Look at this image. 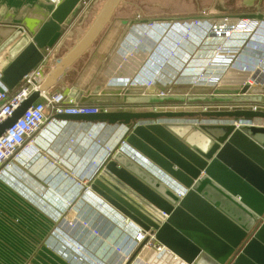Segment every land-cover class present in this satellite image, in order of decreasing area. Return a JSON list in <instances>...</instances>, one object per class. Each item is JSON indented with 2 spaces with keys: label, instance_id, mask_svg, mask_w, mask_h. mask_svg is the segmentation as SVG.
Returning <instances> with one entry per match:
<instances>
[{
  "label": "water",
  "instance_id": "obj_1",
  "mask_svg": "<svg viewBox=\"0 0 264 264\" xmlns=\"http://www.w3.org/2000/svg\"><path fill=\"white\" fill-rule=\"evenodd\" d=\"M122 1L102 3L82 37L56 62L39 90L0 123V135L37 99L40 90L57 83L94 43ZM213 1L231 11L264 10V0ZM83 2L62 0L52 9L47 20L2 68L0 81L7 90L12 91L43 59L42 51L56 33L72 22ZM236 16L264 20V13L260 12ZM121 22L124 24L125 20ZM93 59L81 79L69 89L76 100L86 91L98 69L101 59ZM244 83L236 94L256 93L260 98L213 103L204 109L187 111L138 112L118 108L57 117L121 124L125 127L126 145L156 174L161 173L167 181H176L184 187L183 195L178 196L158 176L134 163L118 148L106 156L90 182V188L107 200L113 210L150 230L158 243L183 262L264 264V124L240 122V119L264 118V86ZM192 114L211 121L197 124L157 121L163 116L179 118ZM220 118L229 121H213Z\"/></svg>",
  "mask_w": 264,
  "mask_h": 264
},
{
  "label": "crops",
  "instance_id": "obj_2",
  "mask_svg": "<svg viewBox=\"0 0 264 264\" xmlns=\"http://www.w3.org/2000/svg\"><path fill=\"white\" fill-rule=\"evenodd\" d=\"M104 1L84 0L65 32L54 35L48 47L42 51L49 65L44 79L56 62L82 37ZM52 9L44 0H0V69L30 40L40 25L47 20ZM141 16L139 12L131 13L127 9L121 11L118 21L115 18L113 20L112 17L111 22L98 36L99 42L97 38L65 71L61 79L46 90L61 88L69 90L81 79L86 65L93 58V60L100 58L97 74L82 93L79 102L95 104L105 107L106 110L123 108L138 112H151L157 109L187 111L198 107L204 109V106L213 103L221 105L223 102L228 104L230 100L260 98L256 93L236 94L240 86L237 83L227 84V81L222 89L211 93H215L214 95L194 94L188 98L175 95L176 87L172 86L174 83H165L161 80L145 92L138 87L121 88L119 85H106L102 75L108 62L110 64L113 60L117 61L121 58L118 48L113 49L114 43L117 41L116 44L120 46L122 42L118 40L123 34L129 37L138 32L142 33L146 22ZM122 20H125L124 24ZM137 46H140V43ZM134 51L131 49V52ZM123 61L122 58L119 62L123 66V71L117 72V76L128 73L124 70L127 64ZM132 64L134 63L129 62V65ZM76 67H79L80 71L70 77ZM162 69H170L167 61L163 62ZM236 71L238 70L234 67L228 73L236 74ZM158 73L159 78H165L161 69ZM161 90L166 92V95L156 96L155 93ZM183 117L185 118L168 120L163 116L157 121L182 124L192 122L194 119L211 121L200 114ZM57 119L54 123L55 127L49 128L50 133L53 132L54 135L50 136V139L44 135L40 137V142L44 146L41 152L26 164L15 163L7 170L4 177H0V264H188L181 259L177 263L176 259L179 257L168 248L158 253L143 254L138 252V249H134L129 255L130 259L127 262L123 261V256L130 247L128 234L113 220H94L98 213L95 205L98 206L99 201L106 211L109 210V214L113 206L90 187L84 188L94 178L99 165L106 158V149H104L106 147L111 148L110 150L118 148L134 163L145 167L147 165L131 147L124 145L121 149L120 142L124 138L123 128H125L121 124L76 118L57 117ZM146 120L144 119V122H148ZM240 120L249 121L250 125L264 124L262 117ZM213 121L228 122L229 120L220 118ZM86 134L91 136H85ZM92 158L96 159L95 164H88V170L85 171V164ZM82 179L84 183L81 182ZM78 183L84 184L83 187ZM165 187L169 189L167 185ZM82 189V192L89 191L95 199L87 195V202H81L82 197L79 199V196ZM66 200L71 202L64 206ZM46 204L58 210L56 219L49 214L50 212L45 208ZM63 206L64 208H60ZM83 208L86 209L87 216H85L88 220H77L81 219L80 211ZM117 217L119 218L118 215ZM94 230L98 232L95 234ZM118 247L123 251L115 250Z\"/></svg>",
  "mask_w": 264,
  "mask_h": 264
},
{
  "label": "built area",
  "instance_id": "obj_3",
  "mask_svg": "<svg viewBox=\"0 0 264 264\" xmlns=\"http://www.w3.org/2000/svg\"><path fill=\"white\" fill-rule=\"evenodd\" d=\"M44 1L52 8L62 2V0ZM201 17H196L193 21L189 18L173 23L164 22L160 25H147V27H149L148 30L151 32L161 31L163 37L166 35L164 39L173 48L165 58H175L177 62L181 57L178 59L175 57L178 56V52L175 50L178 49V51L180 50V52L186 54L188 49L195 46L201 47L207 41L213 43L211 55L209 53L204 57L208 59L204 62L206 66L202 68L203 71L197 79L199 82L204 81L203 84L209 85L218 83L222 85L227 81V84L237 83L238 86H241L244 82H248L250 85L264 86V21L249 17H234L233 19L223 18L204 24L201 22ZM199 27H201L198 29L199 34L196 35L194 30ZM192 38L197 40L194 44ZM181 45L184 49L179 48ZM132 53L134 54L127 55L125 60L130 61L128 57H134L138 58L139 62L137 64L133 62L134 64L132 65L126 63L127 65L124 66V70H127L128 73L118 75L117 77H120V80L115 86L119 85L121 88L138 87L142 89V92H145L150 87L159 83V69L154 68L155 60H148V58H145V54L137 55L136 51ZM141 56L144 57L143 60L140 59ZM187 58H189V55H187ZM184 62L186 61L184 60ZM226 63L228 65H224ZM132 66H134V69H131ZM234 67L238 70L236 74H239V76H236L233 72L228 73ZM48 68L49 65L43 57L33 69L22 77L11 95L9 94V90L0 81V123L12 115L18 105L31 93L39 90ZM123 79L125 80L123 81ZM155 95L161 97L166 95V92L164 93L162 90L157 91ZM101 110L105 111L106 108L95 104L79 102L65 88L52 91L40 90L37 99L0 135V177H4L7 174V170L15 163L26 164L41 152L43 144L40 142V137L44 135L50 139V136L54 135L53 132L50 133L49 128L55 127L54 123L58 120L57 116L89 115L96 114ZM169 119L174 120L179 118ZM204 120L200 119L197 121V119H194L192 123L197 124L204 122ZM240 122L250 124L249 121L240 120ZM124 145H126L125 141L121 140L120 147L122 148ZM90 182L84 189L90 187ZM82 183H78V185L83 187L84 184ZM87 195H90L89 191ZM181 195L183 193L179 192V196ZM91 196L95 199L93 195ZM69 201L67 205L71 202ZM45 206L49 212L57 213L56 208H52L48 204ZM110 211L111 214H116V217L111 216L119 220V227L129 236L130 247L125 252L126 255L123 256V261L127 262L130 259L129 255L134 249H138V252L141 254L146 252L158 253L168 250L166 246L156 241L154 233H151L150 230H145L132 219L124 217L123 214L117 213L113 209H110ZM97 232V230L93 231L95 234ZM115 250L118 252L123 251L119 247L115 248ZM176 260L177 263L181 261L178 258Z\"/></svg>",
  "mask_w": 264,
  "mask_h": 264
},
{
  "label": "rangeland",
  "instance_id": "obj_4",
  "mask_svg": "<svg viewBox=\"0 0 264 264\" xmlns=\"http://www.w3.org/2000/svg\"><path fill=\"white\" fill-rule=\"evenodd\" d=\"M127 9H129L131 13L139 12V14L142 15L141 16L142 18L147 19V22L145 23L146 24L145 30L142 33L138 32V34H135L134 36L129 35V37L127 36V34H123V35L120 34L121 38L118 40V42H122V44L118 46V44H116L117 42L116 41L113 45V49L118 48L120 52L119 55L121 56V58H119L117 61L113 60L114 62L112 61L110 64L108 62V65L106 64L107 67L102 75V78L104 79L103 82H105L106 85H110V84L116 85L119 83L120 77H117L116 73L123 71V66H121L119 62L122 61V58L123 60H125V58H127V55L134 54L131 52V49H134L137 55L145 53V58H148V60L150 61L155 60L154 68L161 69V73H163L165 75V78H167L165 79L162 76H160L162 77L160 78V80L165 81V83L167 82L174 83L172 86H174L173 88L176 87L175 95L184 98L191 97L194 94H198L200 96L204 94H211L214 92V90L222 89V86L224 84L219 85L218 83L214 85H209V84H203L204 81L199 82L197 80L198 77H200V73L203 71L202 68H205L206 66L204 65V62L208 58H204V57L207 56L209 53L211 55V48L213 43H211V41H207V43H205L201 47L195 46L194 48L188 49V52H186V54L180 52V50L178 51V49L175 50L176 52H178V56L175 57L177 59L181 57V59L179 58L178 59L179 61L177 62L175 58H165V56L168 55V53H170L173 48V46L168 45L167 41L164 39L166 35H164L163 37L161 31H154V32L149 31L148 30L149 27H147V25L148 26L154 24L160 25L161 23L164 22L173 23L178 20H186L189 18L192 19L193 21L196 17L199 16H202L201 22L206 24L207 22L209 23L213 21H218L223 18L233 19L238 14H248L253 12L264 13V10L231 11L230 9L216 3L213 0H125L124 3L116 11L113 20L116 19V21H118L119 19L118 17H121V11H126ZM68 26L62 29L60 33H64L65 30L68 28ZM200 28L201 27L196 28L194 30V33L196 35L199 34L198 29ZM167 35L169 36L168 33ZM192 41L194 44L197 40H195V38H192ZM97 42H99V38ZM139 43L140 46H137ZM179 48L184 49L182 48V45ZM187 55H189V58H187ZM166 60L170 68L169 70L162 69L163 62ZM184 60L186 62H184ZM82 61H84V58ZM224 65H228V64L226 63ZM78 70L79 67H76L75 72L73 71L74 73L70 74V77H73L78 72ZM96 74L97 73L95 72L93 78L96 76ZM169 77H171V79ZM124 80L125 79H123V81ZM85 136L89 137L91 136V134H86ZM95 160H96L95 158H92L89 162L85 164L86 166L84 165L86 168L85 171L88 170V164L89 165L94 164ZM147 168L151 173L160 177V175L156 174L155 171H152L151 168L149 167ZM160 180H165V178L161 176ZM83 181L84 179L81 180V182ZM82 191L83 189L81 190L79 199L80 197H82L83 199L81 198V202L85 203L87 202L86 200H88L87 198L88 191L87 190L86 191L84 190V192ZM67 202L68 200H66V204ZM66 204H64V206H66ZM64 206L60 208H64ZM95 207L98 209V213L96 215L97 217L94 220H113L114 222H116V225L119 226L118 224L119 220H116L117 218H115L116 216L114 214L112 215L115 217H112L111 214H109L110 213L109 210L106 211L105 208H103L100 204H98V206L95 205ZM80 212H81L80 220H88V218H86L87 216L86 209L83 208L81 209ZM49 214H51L55 219L58 217L57 214H55L54 212H50Z\"/></svg>",
  "mask_w": 264,
  "mask_h": 264
},
{
  "label": "clouds",
  "instance_id": "obj_5",
  "mask_svg": "<svg viewBox=\"0 0 264 264\" xmlns=\"http://www.w3.org/2000/svg\"><path fill=\"white\" fill-rule=\"evenodd\" d=\"M148 167V166H147ZM145 167V168H147ZM148 169V168H147ZM161 177V176H160ZM160 177L158 176V178L160 179ZM164 181V183L170 188L172 189L178 196H179V192L181 193H184V187L179 185V183H177L176 181H167L166 179L165 180H162Z\"/></svg>",
  "mask_w": 264,
  "mask_h": 264
},
{
  "label": "bare ground",
  "instance_id": "obj_6",
  "mask_svg": "<svg viewBox=\"0 0 264 264\" xmlns=\"http://www.w3.org/2000/svg\"><path fill=\"white\" fill-rule=\"evenodd\" d=\"M128 58L130 59V61H128V60H124L123 63H129V62L132 63V62H135V63L137 64V63L139 62L138 58H134V57H128ZM143 58H144V57L141 56L140 59L142 60ZM131 69H134V66H132ZM110 149H111V148L106 149V155L108 154V152L110 151ZM145 164H146V163H145ZM157 174L160 175V176L162 175L161 173H158V172H157ZM162 177H163V175H162ZM119 219H121L120 216H119ZM77 220H80V219H77Z\"/></svg>",
  "mask_w": 264,
  "mask_h": 264
},
{
  "label": "trees",
  "instance_id": "obj_7",
  "mask_svg": "<svg viewBox=\"0 0 264 264\" xmlns=\"http://www.w3.org/2000/svg\"><path fill=\"white\" fill-rule=\"evenodd\" d=\"M13 92H14L13 90L12 91H9V94L11 95Z\"/></svg>",
  "mask_w": 264,
  "mask_h": 264
}]
</instances>
